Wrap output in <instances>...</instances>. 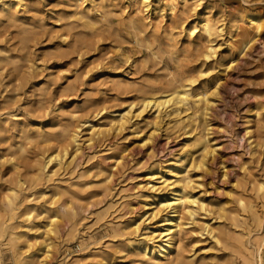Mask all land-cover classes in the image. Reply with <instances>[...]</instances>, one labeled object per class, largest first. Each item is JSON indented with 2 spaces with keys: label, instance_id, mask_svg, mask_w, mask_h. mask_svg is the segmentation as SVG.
<instances>
[{
  "label": "rangeland",
  "instance_id": "rangeland-1",
  "mask_svg": "<svg viewBox=\"0 0 264 264\" xmlns=\"http://www.w3.org/2000/svg\"><path fill=\"white\" fill-rule=\"evenodd\" d=\"M250 17L259 29L244 46ZM204 21L220 27L210 40ZM177 84L185 101L142 106ZM180 180L197 212H182L179 250L161 263L264 264V0H22L0 11L2 264L32 253L156 264L135 247L158 244Z\"/></svg>",
  "mask_w": 264,
  "mask_h": 264
},
{
  "label": "bare ground",
  "instance_id": "bare-ground-1",
  "mask_svg": "<svg viewBox=\"0 0 264 264\" xmlns=\"http://www.w3.org/2000/svg\"><path fill=\"white\" fill-rule=\"evenodd\" d=\"M170 4H171V2H170ZM21 5H22V0H1L0 1V11H5V10L11 8V7L17 8V7H20ZM170 11H172V10L170 9ZM179 22L183 23L182 21H179ZM204 22H203L204 24H203V27H202V33L210 40L218 32V27L219 26L216 27V25L214 23L210 22V21H204ZM181 23L180 24L178 23V24L181 25ZM248 23H249L248 27L241 28L240 31H238V33H239L238 36H239V39H240L239 42H242L244 46H246L251 41H253L252 36H251V31H253V33H254V32H258V29H259V24L256 22V19H254L253 17L249 18ZM211 49L212 48L210 47V49L208 51H210ZM208 56H209L208 53L205 54L206 58H208ZM230 61H232V60H230ZM225 66H226V64H225ZM187 83H188V81H187ZM201 92H202V90H201ZM187 96H188V91L186 90V86L177 84V85L173 86L172 88H170L169 90H167L165 92L152 93L151 95L143 97L141 104H142L143 107H147V106L159 107V106L165 105V104H167V103H169L171 101L172 102L174 101L176 103H181V102L185 101ZM198 100H199V98H198ZM197 105H198V103H197ZM128 108H129V106H128ZM122 119H123V116H122ZM203 131H204V129H203ZM64 137H69L71 140H73L74 143H76V136H75V134L70 133V131H64ZM203 149H205V147ZM206 154H207V152H206ZM210 154H212V153H210ZM64 155H66V147H64L62 149L61 153H50V154H48V156L46 158V161H45V163H44V165H43L41 170L45 169L52 161L60 160L61 157L64 156ZM186 174H187V171H186ZM108 176H109V174H108ZM186 180L188 181V179H186ZM169 185L171 186V184H169ZM260 189L261 190L263 189V185L262 184L260 185ZM15 194L16 193L14 191H11V195L13 197L15 196ZM195 204H196V200L194 199V196L188 191V189L186 188L185 184L180 180L177 183L176 188L172 190V198H171V200H166L165 203H163L162 207H164L165 209H169V211L167 212L166 216H163V218L160 219V222H161L160 226H162L163 229L158 235H156V236L160 237V240L158 241V244L148 243V242L137 244L136 247H135V250L139 251L141 255L147 257L150 260H152V259L156 260V264H162L161 261L163 260V258L169 257L170 253L173 250H177V251L179 250V244L177 246L176 241H175V236L180 230L185 228L186 225H187V223H184V222L181 221V214H182V212H185L189 217H194L196 212H197V208H196V206H194ZM72 210H73V208H72ZM22 216L25 217V219H29L31 217V210L25 212L24 214H22ZM134 229L136 230L137 226H135ZM2 230H4V229L2 228V225L0 224V233L2 232ZM191 232H193V231H191ZM151 233L154 234L155 231L152 230ZM23 235L24 234H21V237ZM10 236H13L12 233L10 234ZM10 240H12V237L10 238ZM35 243H36L35 240H33V241L32 240H26V247L30 248V247L34 246ZM177 243H179V241H177ZM51 246H52L51 242H47L45 244V247H47V248H50ZM254 257H255V264H258V262L261 263V257L260 256L259 257L254 256ZM0 264H2L1 258H0ZM17 264H43V263L38 259L36 254L32 253L31 255H28V256L18 260ZM245 264H252V260L247 258L245 260Z\"/></svg>",
  "mask_w": 264,
  "mask_h": 264
}]
</instances>
